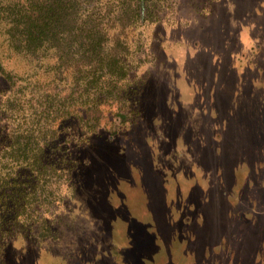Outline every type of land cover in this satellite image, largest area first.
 I'll use <instances>...</instances> for the list:
<instances>
[{"label":"rangeland","instance_id":"1","mask_svg":"<svg viewBox=\"0 0 264 264\" xmlns=\"http://www.w3.org/2000/svg\"><path fill=\"white\" fill-rule=\"evenodd\" d=\"M216 11L196 22L168 13L159 104L136 128L94 142L61 237L11 234L8 264H264V187L235 184L262 173L242 163L233 172L243 154L264 158V0H217ZM221 117L225 133L214 127ZM221 141L226 173H206L202 160L217 158ZM251 196L261 203L253 217Z\"/></svg>","mask_w":264,"mask_h":264},{"label":"trees","instance_id":"2","mask_svg":"<svg viewBox=\"0 0 264 264\" xmlns=\"http://www.w3.org/2000/svg\"><path fill=\"white\" fill-rule=\"evenodd\" d=\"M216 2L0 0V264H8L11 234L35 242L61 237L63 215L87 179V150L104 134L136 128L159 104L153 80L169 72L168 13L178 22L210 20ZM227 121L221 117L214 127L225 133ZM220 144L217 158L202 160L206 173H226ZM257 151L240 156L233 172L242 163L262 176H235L236 186L264 187ZM258 165L261 171L249 168ZM248 203L253 217L261 203L252 196Z\"/></svg>","mask_w":264,"mask_h":264}]
</instances>
